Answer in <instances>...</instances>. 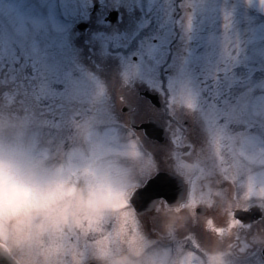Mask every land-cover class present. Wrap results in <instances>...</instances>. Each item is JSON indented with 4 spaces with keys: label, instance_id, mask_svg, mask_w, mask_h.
Instances as JSON below:
<instances>
[{
    "label": "rangeland",
    "instance_id": "rangeland-1",
    "mask_svg": "<svg viewBox=\"0 0 264 264\" xmlns=\"http://www.w3.org/2000/svg\"><path fill=\"white\" fill-rule=\"evenodd\" d=\"M222 1L231 2V4L221 15H217L221 6L220 0H216L217 3H215L218 8L208 9V15L215 24L214 34L222 45V50L227 52L229 50L227 38H234L239 33L244 41L245 49L241 57L239 73L245 81H255L258 84L264 81V58L254 53L264 49V0ZM212 2L213 0H207V8L212 6ZM89 5H91L90 8H88ZM123 5H126L123 23L110 27L104 26L105 29H110L114 33L121 30L120 27H124V33L118 34L122 37L120 43L123 48L115 50L116 46L113 45L114 51L117 52H114L113 58L115 63L118 61L119 64L122 61L129 63L128 57L136 51V39L133 37L138 31V29H131L132 1ZM92 6L93 4H90L88 0H44V2L42 0H0V20H8L13 16H21L30 23L38 20L42 29L47 32L48 56L23 44L18 47L16 59L23 58V65L34 63L36 68L33 70V75H76L79 71L72 65L74 59L70 57L71 51L68 53L70 56L65 57L66 59L58 52L63 48V50H69L64 43L71 36V30L75 27L81 10L83 9L85 13L92 9ZM161 15L165 14L162 12ZM165 22H167L166 19ZM65 38H67L66 41H64ZM129 50H131L130 53ZM76 59L82 65L81 61ZM13 65L14 62L7 69H3L0 65V69H3L0 71L4 75L3 78H7L2 82L0 104V157L8 156L17 161L20 171L32 185L33 196L31 199L14 200L0 189V245L10 251L20 264H79V261H87L88 256L84 255L83 251L75 252L77 249L75 244L72 248L67 246L66 250L64 245L74 234V230L85 229L84 220L89 219V215L79 221L78 224L81 225L79 228L69 229L64 226L52 228L47 233H41L42 239L39 243L27 240L21 244L19 241L22 235L33 233L39 224V220L30 217V213L39 212L42 206L51 205L58 199L72 197L76 187L80 193L82 191L90 197L101 198L91 211L98 218H101L109 208H122L125 193L129 187L146 179L148 175L145 171H148V166H154L151 162L152 158H145L148 155L147 149L152 148L136 140L133 131L124 124L111 123L98 127L94 125L95 122L87 118L88 105L103 107L107 106V102L111 110L114 108V112H117L115 117L121 115L117 111L120 100L116 96L111 100L108 99L111 95L104 91L102 85L100 87L99 84L87 83L85 80L82 86L70 89L73 92H81L70 99L63 116H58L53 121L35 92L25 90L18 93L11 89L12 84L16 87L12 80H17L15 75L19 73H14ZM100 67L101 71L106 68L104 65ZM117 68L119 69L118 66ZM86 73L95 74L89 70ZM115 76L113 78L115 81L119 79L122 90L126 89L125 92L131 97L138 96L135 87H125L119 75ZM62 80L70 85L69 82L74 81V78H62ZM64 86L63 83L56 84L57 88ZM182 97L185 99L182 98L176 111L178 113L186 111L191 114V109L196 107L192 97L188 94H183ZM80 106L85 108L78 110ZM25 108L33 114L28 115ZM198 117L206 123L202 112L198 114ZM47 122L52 125H48ZM67 124L76 130H71V134H67L65 128L58 130L55 127ZM207 125L206 134L211 136L215 146L213 147L215 151L212 152L215 159L211 163L214 165L213 173L218 169L223 170L228 186L234 187L243 201L249 200L264 205V135L241 126L233 128L230 132L220 133L209 124ZM182 145L183 142L177 140L175 146L178 147H171L173 157L178 160L174 162L176 165L181 162L182 155L186 158L189 154V150H185L186 145ZM141 156H144L145 163L140 175L134 173L132 167L135 169L136 162L141 160L139 159ZM163 162L169 164L172 160ZM179 167L184 173L189 172L183 166ZM215 180L217 181V177ZM202 189V185L197 184L194 193L198 194ZM127 231H129L128 228L118 227L107 239L108 246L101 247L105 254L102 257L107 264H188L187 257L173 260L174 254L167 248L142 253L135 259L131 258L130 252L125 251L129 241ZM48 234L61 238L57 251L59 252L63 246L65 254L61 256L54 254V259L48 252L47 255L45 254L44 237ZM99 241L101 239H98ZM54 243H56L55 239L51 238V245ZM116 251L119 254L118 258L113 257V255L116 256ZM197 257H200L198 252L194 254L195 263L193 264H201ZM253 264H264V261L257 256Z\"/></svg>",
    "mask_w": 264,
    "mask_h": 264
},
{
    "label": "snow or ice",
    "instance_id": "snow-or-ice-1",
    "mask_svg": "<svg viewBox=\"0 0 264 264\" xmlns=\"http://www.w3.org/2000/svg\"><path fill=\"white\" fill-rule=\"evenodd\" d=\"M132 13L131 29L138 31L133 37L136 51L128 57L131 70H122L120 77L125 87H135L143 103L149 107L161 106L170 119L175 116L177 98L188 94L206 123L218 132H230L241 126L264 135V81L247 82L240 75L245 49L239 33L234 38L228 37L229 50H222L214 34L215 24L208 15L207 0H132ZM177 37L180 40L178 52L174 47ZM121 40L118 34L112 36L109 48L115 45V50H121ZM20 44L49 55V37L38 20L30 23L21 16L0 20L3 69L13 62L14 67H20L21 61L16 59ZM254 55L264 58V49ZM35 68L34 63L24 64L16 74L17 79L35 92L55 121L63 116L70 99L81 91H71L58 75H33ZM58 83L65 86L57 88ZM145 127L152 135L163 139L161 129L154 123L147 122ZM160 188L175 194L172 178L159 173L140 190L142 202L147 203L158 195L150 189Z\"/></svg>",
    "mask_w": 264,
    "mask_h": 264
},
{
    "label": "flooded vegetation",
    "instance_id": "flooded-vegetation-1",
    "mask_svg": "<svg viewBox=\"0 0 264 264\" xmlns=\"http://www.w3.org/2000/svg\"><path fill=\"white\" fill-rule=\"evenodd\" d=\"M112 1L88 0L90 4H93L92 9L85 13H83V9L81 10L76 22L77 27L71 30L68 41H66L67 38L64 39L66 41L64 44L69 45V50H63L64 48L60 50L61 56L66 59L65 57L70 56L68 53L73 50L75 54L70 57L78 58L82 64L77 65L78 74L60 76L61 78H74V81L69 82L70 89L82 86L85 80H87V83L97 84L98 80L96 78H99L102 88L110 89L112 92L114 90L111 76L106 78L102 75L86 73L88 70L92 72V69H94L95 57L93 52L96 48L100 45V47L104 46L105 50L107 49L108 42L104 40V35H107L108 29H105L104 26L120 25L125 19L122 10L112 5ZM113 10H118V17L115 22L108 19ZM177 40L180 42L179 37H177ZM105 58L108 61V56H105ZM20 61V67H22L24 61L23 59H20ZM20 67H15V72L20 71ZM2 79L3 73L0 72V85ZM101 85L99 86L101 87ZM26 91L32 92L33 90L26 88ZM116 93L120 98H123L124 105L125 102L131 104L128 112H124L123 104L121 106L122 115L130 124L131 121H134L136 125H142L157 117L163 123L167 139L171 144L176 143L178 140L186 145L185 150H189V154L186 158L185 155H182V158L184 157L190 163L188 165L192 169L188 173L189 175L181 173L186 184V194L179 204H171L165 198H161L152 210L144 213L137 212L128 202V198H125L122 208H110L112 218L105 214L100 221L97 218H92V220L90 216L93 214H90L89 219L84 220L85 229L79 228L81 227L80 224L75 225L74 227L79 229L78 231L74 230V236H70L67 243H65V247L72 248L75 244L77 247L75 252L83 251L84 255L92 259L104 253L101 247L108 246L107 239L113 234V227L124 226L130 228L132 235L129 240L133 248L143 250L169 245L173 254H175V258H177L178 254L179 256L189 255L186 253L193 250L195 243H199L201 246L198 245L206 251L205 264H243V260H251L258 248L259 235L264 237V221L244 223L241 219L235 218L234 212L236 209H248L250 205L237 197L233 187L227 186L228 182H217L214 175H209L210 168L206 163L208 157L202 153L200 148L206 130L204 122L198 117V114L201 113L199 107L196 106L191 109V114L186 111L184 113L176 111L174 118L170 119L162 108L149 107L141 101L139 96L134 99L126 92L119 93L116 91ZM79 102L81 103V101ZM108 104L109 102H107ZM84 108L80 106L78 110ZM86 109L89 111L87 114L109 113L108 106L104 108L88 105ZM66 126L70 127V124ZM132 128L138 137L143 138L147 143L151 145L161 143L147 138L144 129ZM136 163L133 172L139 173L141 169L140 161ZM198 174L205 177L201 179ZM194 175H197V177H194ZM197 184H201L203 189L200 193L195 194L194 189ZM81 194H83L82 191ZM195 224L199 227H209L210 231L201 237H197L193 233ZM99 225L101 226L98 227ZM179 230H181L180 235H178ZM219 230H221V233H219ZM98 239H101V241L98 242ZM57 243L59 246L61 243L60 238ZM52 248L53 246L50 245L49 241L48 251L50 252Z\"/></svg>",
    "mask_w": 264,
    "mask_h": 264
},
{
    "label": "clouds",
    "instance_id": "clouds-1",
    "mask_svg": "<svg viewBox=\"0 0 264 264\" xmlns=\"http://www.w3.org/2000/svg\"><path fill=\"white\" fill-rule=\"evenodd\" d=\"M0 189L14 200L31 199L33 196L32 185L20 171L17 161L8 156L0 157ZM100 200V197L77 192L70 198L64 197L51 205L42 206L39 212L30 213V217L39 220L38 227L31 234L24 233L19 243L23 244L27 240L39 243L42 239L41 233H47L52 228H73L88 216Z\"/></svg>",
    "mask_w": 264,
    "mask_h": 264
},
{
    "label": "water",
    "instance_id": "water-1",
    "mask_svg": "<svg viewBox=\"0 0 264 264\" xmlns=\"http://www.w3.org/2000/svg\"><path fill=\"white\" fill-rule=\"evenodd\" d=\"M156 126L158 127V125H156ZM160 173H165L167 176L171 177L174 182L178 181L179 184L181 183V179L179 177H177L176 175H174L173 173H171V172H160ZM175 186H176V184H175ZM144 187L137 189V191L135 193L139 194L140 190L143 189ZM152 190L157 191L158 195H155L154 198L152 197L153 199L151 198L152 200L150 199L149 201H147V203L143 202L142 204H145V206L142 209H150L153 206V204L155 203L156 199H158L161 196H165L166 192L172 193L171 190L166 189V188L150 189V191H152ZM180 192H181V188L178 187V190H177L178 195L180 194ZM258 209L259 208H257V211H258ZM237 212H239V210H237ZM263 252H264V250H263ZM0 264H18V262H17V260L15 258H13V256L9 252H7L4 248H2L0 246Z\"/></svg>",
    "mask_w": 264,
    "mask_h": 264
}]
</instances>
